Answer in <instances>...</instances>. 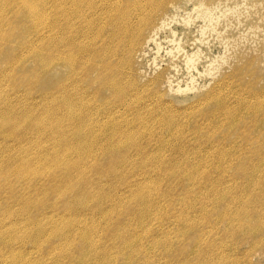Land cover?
<instances>
[{
    "label": "rangeland",
    "instance_id": "1",
    "mask_svg": "<svg viewBox=\"0 0 264 264\" xmlns=\"http://www.w3.org/2000/svg\"><path fill=\"white\" fill-rule=\"evenodd\" d=\"M0 264H264V0H0Z\"/></svg>",
    "mask_w": 264,
    "mask_h": 264
},
{
    "label": "bare ground",
    "instance_id": "2",
    "mask_svg": "<svg viewBox=\"0 0 264 264\" xmlns=\"http://www.w3.org/2000/svg\"><path fill=\"white\" fill-rule=\"evenodd\" d=\"M24 3V1H22ZM25 4V3H24Z\"/></svg>",
    "mask_w": 264,
    "mask_h": 264
}]
</instances>
